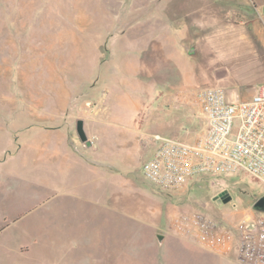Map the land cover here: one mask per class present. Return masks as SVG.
<instances>
[{
  "label": "rangeland",
  "instance_id": "374dc122",
  "mask_svg": "<svg viewBox=\"0 0 264 264\" xmlns=\"http://www.w3.org/2000/svg\"><path fill=\"white\" fill-rule=\"evenodd\" d=\"M263 84L264 0H0V264H242L169 230L159 243L147 222L235 221L264 196L258 182L238 173L164 193L141 166L152 135L201 132L198 89L237 101ZM105 117L114 153L95 170L75 123L101 137L93 118Z\"/></svg>",
  "mask_w": 264,
  "mask_h": 264
},
{
  "label": "built area",
  "instance_id": "2783aa9c",
  "mask_svg": "<svg viewBox=\"0 0 264 264\" xmlns=\"http://www.w3.org/2000/svg\"><path fill=\"white\" fill-rule=\"evenodd\" d=\"M193 101L201 132L193 141L152 135L153 150L141 166L160 192L183 189L196 179L243 173L264 188V84L245 100L230 101L219 86L198 89ZM213 184V183H212ZM169 231L183 243L242 264H264V212L250 209L235 221L198 211L171 216Z\"/></svg>",
  "mask_w": 264,
  "mask_h": 264
},
{
  "label": "crops",
  "instance_id": "0c3cea01",
  "mask_svg": "<svg viewBox=\"0 0 264 264\" xmlns=\"http://www.w3.org/2000/svg\"><path fill=\"white\" fill-rule=\"evenodd\" d=\"M254 91H253V93H254ZM157 96H159V94ZM156 98H158V97H156ZM93 119L97 123L99 122L102 125H104L103 129L105 130V132L103 134H101V137L100 136L98 137L97 135H93L92 137L89 136L90 138L88 139V141L90 142V145H88L86 148H84L82 150H84V153L83 154L88 155V156H91V157H94L98 161V163L92 162V161L91 162H87V163H90L91 165H93L94 166V169H95L96 167H99V168H102L103 167V165L101 163L102 162L101 158H103L108 153H114V151H113L114 148H112L110 142L113 139H115V137H114V134L112 133V130L111 129L109 130L108 127H106L107 125H110V124L113 125V123H114L113 120H111V119H109L107 117L101 118V119H98V120L95 119V118H93ZM55 135L57 136V139L55 140V143L57 144V149H53V151H54L53 152L54 153L53 154V157H56L57 156V157L60 158V156H65L66 154H64L65 153V150L64 149H61L60 150V148H61L60 146H61V144H63V142H59V139H58V136L59 135H57V134H55ZM96 141H100V143L103 142V141L106 142V144H105V150L103 151V153H102V150L100 148H97L95 146L96 145ZM145 142L146 141H144V143H143L144 145H145ZM91 145H92V147H90ZM148 151H149L148 152L149 153L148 157H149L150 154H151V152H152V148H149ZM108 167L110 168V170L113 171V168L112 167H110V166H108ZM170 219L171 218H169V221H170ZM158 222H159L158 220L152 219L150 222H147V223H148V226H151L153 229H156V235L157 234H160V235H163L165 237V234L168 233V230H169L168 229V226H167V229L164 230ZM168 224H169V222H168ZM163 239L165 240V238H163ZM164 240H162V241H164ZM195 248H197V247H195ZM199 250H201V249H199ZM201 251H203V250H201ZM203 252H205V251H203ZM206 253H208V252H206Z\"/></svg>",
  "mask_w": 264,
  "mask_h": 264
},
{
  "label": "water",
  "instance_id": "95a60500",
  "mask_svg": "<svg viewBox=\"0 0 264 264\" xmlns=\"http://www.w3.org/2000/svg\"><path fill=\"white\" fill-rule=\"evenodd\" d=\"M192 50H190V53ZM75 132L79 140L83 143H85L87 146L90 145V142L88 141L86 134L83 129V121L82 120H77L75 123ZM220 200L223 204L228 203L230 201V196L226 191H223L220 193L217 197L216 200ZM252 209L257 212H264V196L258 198L252 205ZM164 236L157 234L156 239L159 243L162 242Z\"/></svg>",
  "mask_w": 264,
  "mask_h": 264
},
{
  "label": "trees",
  "instance_id": "16d2710c",
  "mask_svg": "<svg viewBox=\"0 0 264 264\" xmlns=\"http://www.w3.org/2000/svg\"><path fill=\"white\" fill-rule=\"evenodd\" d=\"M200 180H204V178H203V179H196V180H194L193 182L196 184V183H198Z\"/></svg>",
  "mask_w": 264,
  "mask_h": 264
},
{
  "label": "flooded vegetation",
  "instance_id": "af4514ba",
  "mask_svg": "<svg viewBox=\"0 0 264 264\" xmlns=\"http://www.w3.org/2000/svg\"><path fill=\"white\" fill-rule=\"evenodd\" d=\"M218 200V199H217Z\"/></svg>",
  "mask_w": 264,
  "mask_h": 264
}]
</instances>
